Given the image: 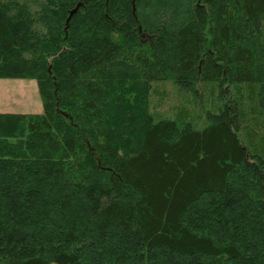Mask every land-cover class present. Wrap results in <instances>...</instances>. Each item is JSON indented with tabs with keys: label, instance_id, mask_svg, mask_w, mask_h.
I'll use <instances>...</instances> for the list:
<instances>
[{
	"label": "trees",
	"instance_id": "trees-1",
	"mask_svg": "<svg viewBox=\"0 0 264 264\" xmlns=\"http://www.w3.org/2000/svg\"><path fill=\"white\" fill-rule=\"evenodd\" d=\"M0 79V264H264V0H0Z\"/></svg>",
	"mask_w": 264,
	"mask_h": 264
},
{
	"label": "rangeland",
	"instance_id": "rangeland-1",
	"mask_svg": "<svg viewBox=\"0 0 264 264\" xmlns=\"http://www.w3.org/2000/svg\"><path fill=\"white\" fill-rule=\"evenodd\" d=\"M210 87L203 89L198 86V97L190 91L179 89L171 82L154 83L150 104L151 111L156 116L176 117L181 111H187L198 127L204 125V112L219 107L218 92L212 93ZM42 114L43 104L35 80L0 79V114ZM260 123L264 122V115L258 116ZM264 133V128L259 129ZM246 140L252 141L246 132ZM255 144L258 152L264 150V144Z\"/></svg>",
	"mask_w": 264,
	"mask_h": 264
},
{
	"label": "water",
	"instance_id": "water-1",
	"mask_svg": "<svg viewBox=\"0 0 264 264\" xmlns=\"http://www.w3.org/2000/svg\"><path fill=\"white\" fill-rule=\"evenodd\" d=\"M81 6H82V4L80 3V4L77 6V8L72 12L71 16L74 15V14L78 11V9H79Z\"/></svg>",
	"mask_w": 264,
	"mask_h": 264
}]
</instances>
